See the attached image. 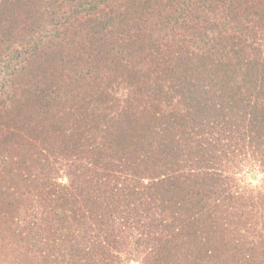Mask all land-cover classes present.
Here are the masks:
<instances>
[{
  "label": "trees",
  "instance_id": "1",
  "mask_svg": "<svg viewBox=\"0 0 264 264\" xmlns=\"http://www.w3.org/2000/svg\"><path fill=\"white\" fill-rule=\"evenodd\" d=\"M0 264H264V0H0Z\"/></svg>",
  "mask_w": 264,
  "mask_h": 264
},
{
  "label": "rangeland",
  "instance_id": "2",
  "mask_svg": "<svg viewBox=\"0 0 264 264\" xmlns=\"http://www.w3.org/2000/svg\"><path fill=\"white\" fill-rule=\"evenodd\" d=\"M244 178L246 181L255 182L258 181V179L260 178V174H258V177H256V175H249L247 172H245Z\"/></svg>",
  "mask_w": 264,
  "mask_h": 264
}]
</instances>
